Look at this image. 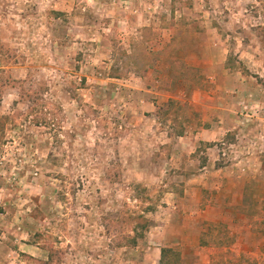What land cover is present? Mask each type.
<instances>
[{"label": "rangeland", "instance_id": "obj_1", "mask_svg": "<svg viewBox=\"0 0 264 264\" xmlns=\"http://www.w3.org/2000/svg\"><path fill=\"white\" fill-rule=\"evenodd\" d=\"M1 117L0 264H264V0H0Z\"/></svg>", "mask_w": 264, "mask_h": 264}, {"label": "trees", "instance_id": "obj_2", "mask_svg": "<svg viewBox=\"0 0 264 264\" xmlns=\"http://www.w3.org/2000/svg\"><path fill=\"white\" fill-rule=\"evenodd\" d=\"M25 97L30 99L29 100V105H28V108H27V113L28 114L30 113V115H31L32 113L36 112V108L39 105V101H41L42 99L38 98V97H35V96L34 97L32 96L33 98L31 97L32 98L31 99L28 94H25ZM32 118H33L32 119L33 123H35V124L41 123L40 122V114H37V112L34 115H32ZM5 119L6 118H4V117L0 118V133L2 132V126H3L2 124L4 123ZM42 119L44 120L45 117L44 118L42 117ZM48 124H51L50 126L53 128V126H54L53 122L48 123ZM222 144L223 145H229L230 143L226 141L225 143H222ZM221 166H222V162L217 164V167H221ZM252 185H253L252 182H246V184H245L246 188H245V191H244V196L245 197L250 196L251 190L253 188ZM262 194H263V192H262ZM260 204H262V202ZM260 210H261V206H259V202L258 201H255V202H253L250 205H246V204L240 205V208H239V211L241 213H243L244 216L250 215L252 218H254V222H255L256 230H257L256 232L264 233V230H263L264 229L263 215H262V212ZM140 225L142 226V228H144L145 224L141 223ZM216 225L219 226L220 228L223 227V225L218 224V223ZM217 226H213V224L211 226L209 225L208 228L202 233V237L200 239L201 245L210 246L212 248H216V249L222 250L224 248L229 247V245L232 244V241L229 238L223 237V239H222V238L213 236V232L220 233V231L217 230V228H216ZM51 257H52V255L50 257H48V259H47L48 261L47 262H49V260H51L50 259ZM231 261H232L231 264H254V260L252 258H246L245 256H242V255L238 256V258H236V260H234V261L231 260ZM44 264H47V263H44ZM159 264H174L171 261H169L168 259H166V255H165V250L164 249L161 250Z\"/></svg>", "mask_w": 264, "mask_h": 264}]
</instances>
